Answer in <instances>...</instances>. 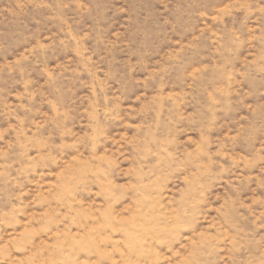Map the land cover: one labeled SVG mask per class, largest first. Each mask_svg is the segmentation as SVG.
I'll return each mask as SVG.
<instances>
[{"label": "rangeland", "instance_id": "1", "mask_svg": "<svg viewBox=\"0 0 264 264\" xmlns=\"http://www.w3.org/2000/svg\"><path fill=\"white\" fill-rule=\"evenodd\" d=\"M0 264H264V0H0Z\"/></svg>", "mask_w": 264, "mask_h": 264}]
</instances>
